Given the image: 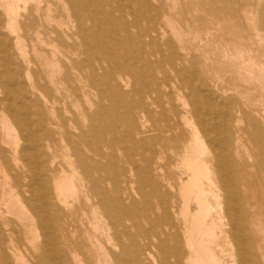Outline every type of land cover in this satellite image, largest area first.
<instances>
[{"label":"bare ground","instance_id":"6f19581e","mask_svg":"<svg viewBox=\"0 0 264 264\" xmlns=\"http://www.w3.org/2000/svg\"><path fill=\"white\" fill-rule=\"evenodd\" d=\"M58 1L62 3V10L66 13L64 16L58 15L60 12L54 14L52 0H0V69L5 74L3 81L8 87L5 88V96L1 98V102L9 112L8 115L2 113L0 118V264H85L84 260H89L88 264H118V255L113 251L117 245L113 242L111 228L93 209L103 203L109 190L107 167L109 158L113 156L111 145H114L112 139L101 138L97 133L99 130L112 131L116 126L96 124L94 119L98 113L90 115L91 125L86 132L80 130L78 135L86 149L82 151L76 143L71 145L70 133L63 120V128L59 127L58 131L61 133V140L70 145L71 152L66 153L59 163L48 140L52 133L46 129L43 105L58 103L56 95L60 91L59 85L67 90L69 97L80 89L85 96V90L88 87L94 88L95 82L103 79L109 81L113 73L110 75L104 69V76L99 74V70L106 64L109 69L118 73V82L115 91L109 95L99 93L101 100L116 97L124 112L127 111L129 106L121 89L129 87L128 77L133 76V66L128 65L124 59L121 61L122 57L116 58L109 49H104L99 44L102 40L114 38L120 30L127 32L126 36L118 38L115 43L118 45L126 42L132 45L138 41L139 45L135 50L144 54L143 64L150 69L145 90L137 95L134 106L138 108L142 104L151 105L159 111L158 115L165 117L164 121L169 128L161 130L162 133L166 132L164 138L161 136L162 141L183 140V132L174 133L168 125L175 115L170 114V119L165 115V99L170 111L176 108L174 99L170 97L173 90L178 92L177 99L182 101L185 109L179 120L190 131L188 140L183 144L181 157L187 179L180 180L178 191L182 202L179 214L186 226L184 237L185 248L189 252L188 263L225 264L224 260L227 259V264H263L258 261V252L252 250V231L246 225L244 204L247 198L249 202L255 203L256 190L264 188V107H259L258 104L247 105L242 100L236 109L250 123L252 133L260 131L256 137L260 149L258 153L253 152L248 161L253 174L250 185L255 192L243 194L241 198L237 188L240 186L243 189L246 182L242 174L244 162L239 156L232 155L227 135L233 121L231 106L227 117L221 121V110L217 109L219 100L214 97L213 92L210 93V85L201 82V78H197L198 74L192 78V82L186 80L181 69L174 64H180L185 59L194 63L195 57H182L169 39L164 40V50L161 53L159 50L158 56L153 51L145 52L148 46L153 45L154 37L163 40L164 34L161 36L155 29L157 23L154 22V17L156 22L169 20L163 1L132 0L138 8V15L135 13L133 17L143 18L148 23L144 32L133 34L135 38L129 36V29L131 25L135 28L138 23H135L136 19L130 20L133 9L128 3L122 4L121 1L106 9L104 4L114 2L113 0ZM67 2L71 7L67 6ZM172 4H175V0ZM81 7L90 10L91 15L83 16L79 12ZM172 8L174 9L173 6ZM141 10L143 12L139 14ZM113 11L119 12L117 17L113 16ZM144 12L147 15L143 16ZM103 25H110V28L115 29H104ZM172 34L178 41L183 40L182 31L173 28ZM28 46L32 59L28 57ZM184 48L187 49L186 46ZM134 51L130 57L136 59L138 57ZM97 53L107 55V61L97 60ZM13 55L19 59V66L23 68L26 77L30 78L32 68L38 72L25 86L12 66ZM164 62L171 66L169 77L159 65ZM205 91H209L208 94ZM33 93L40 99L39 102L32 100ZM32 106H35L34 111L30 109ZM104 108H107L106 105ZM33 113L39 118L36 130L33 126L28 127L33 123ZM257 114L261 116V123L254 118ZM140 116L144 123L151 120L147 115ZM238 128L241 133L248 131L239 126ZM151 131L159 130L154 126ZM89 135L92 139L84 141ZM153 139L158 141L156 136ZM156 143L161 148L160 143ZM136 146L141 151L136 153L140 156V161L146 162L141 155L142 151L149 150L146 142L140 140V145ZM160 159L161 155L157 157L158 163ZM172 187L170 184L169 188ZM151 188L158 193L156 207L162 213L158 217L159 221L163 222L167 207L160 185L153 182ZM143 195L146 197L145 193ZM210 198L214 204L210 203ZM82 202L91 207L92 217L88 219L84 233L75 235L67 228L71 213L65 210H69L74 203L81 208ZM258 211L259 208L251 211L252 218ZM106 212L104 211L105 218L108 216ZM213 212L216 213L217 220L209 224L207 220ZM88 227L92 233L87 230ZM216 228L226 236L227 243L230 244L231 252L227 258L216 252L219 246L215 242L218 238ZM163 244L164 241V248ZM177 260V253H167L164 264H175Z\"/></svg>","mask_w":264,"mask_h":264},{"label":"rangeland","instance_id":"374dc122","mask_svg":"<svg viewBox=\"0 0 264 264\" xmlns=\"http://www.w3.org/2000/svg\"><path fill=\"white\" fill-rule=\"evenodd\" d=\"M113 1L104 4V7L106 9L108 6L113 7L121 1L122 4L128 3L133 9L130 20L132 18L136 19L133 16L137 13L138 8L136 5L134 6L132 0ZM161 1H163L167 19L170 21L163 19L156 22V17H154V22L157 23L155 29L160 32L161 36L164 34L163 40L154 37L153 45L148 46L145 52L153 51L158 56L157 52L160 50L161 53L164 50V40L169 39L174 44L177 53L182 57L184 55L187 58L190 56L195 57L194 63L187 62L185 59L180 64H174L178 69H181V74L186 80L192 82V78L199 75L197 78H201V82L210 85V93L213 92L214 97L219 100L217 109L221 110V121L227 117V111L231 106L230 112L233 115V121L227 134L228 143L230 144L229 149L234 157L239 156L243 160L242 174L246 181L244 188L241 189L239 186L237 190L241 198L243 194L249 195L251 192L253 193L254 189L250 185L252 183L251 175L253 176V174H251L252 168H249L248 161L250 155L253 152L258 153L260 149V146L258 147L260 143L258 144V139H256L260 131L258 133L253 131L252 133L250 123H247L242 113L236 109L242 100L247 105L256 106L258 104L259 107H264V0H175L174 5L172 4L173 0ZM67 4L71 7L69 2ZM51 8L54 10L55 15L59 12L58 15L62 14L64 16L66 14L62 10V3L58 0H52ZM79 10L83 16L91 15L90 10L84 7ZM142 12L143 10L139 11V14ZM112 14L117 17L119 12L113 11ZM143 14V16L147 15L146 12ZM144 18L146 19V17ZM135 23H138V25L135 28H132L131 25L129 29V36L132 35V38H135L133 34L136 32L138 34L144 32L148 24L140 17H137ZM149 23L153 24L152 21ZM103 28L115 29V27H111V29L110 25H103ZM173 28L184 33L182 41H178V38L173 36ZM126 33L122 30L117 31L114 38L102 40L99 44L104 49H109L116 58L122 57L120 58L121 61L124 59L128 65L133 66V76L128 77L129 87H122L121 89L125 94V101L129 109L124 112L120 105L121 102L116 97L114 99L110 98L111 100H101L99 93L109 95L115 91V85L118 82V73L109 69L105 64L99 70V74L103 75L104 69L110 75L113 73L109 81L103 79V81L95 82L94 88L88 87L85 90V96L80 89L74 92L72 97H69L67 96V90H63L59 85L60 91L56 95L58 103L43 105L45 111L43 118L46 121V129L52 133L48 140L60 163L63 161L65 154L71 152L70 145L68 142L61 140V133L58 131L59 127L63 128L61 126L63 120L66 121L65 127L70 133L71 145L76 143L82 151L86 149L83 148L78 135L80 130L86 132L89 125H91L90 115L98 113L94 119L96 124L101 123L104 125V123H107L116 126L112 131L106 132L105 130L102 132L103 130H99L97 133V136L101 138L112 139L114 145H111L113 156L109 158L107 167L109 190H107V194L102 200L103 203L93 209L96 210L98 216L105 219V222L111 228L113 242L117 245L113 251L118 255V264H164L165 255L171 252L178 255L175 264H189L187 259L189 252L185 248L184 237L186 226L179 214L182 202L178 191L180 180L187 179L181 157L183 144L188 140L190 131L179 120L185 109L182 101L177 99L178 92L173 90L170 97L174 99L176 108L174 111H170L168 101L165 99V115H168L169 119L171 118L170 114L175 115L174 119L168 122V125L174 133L183 132V140L181 142H177L175 139L162 141L161 136L164 138L166 132L162 133L161 130L169 128L164 121L165 117L158 115L159 111L151 105L142 104L138 108L134 106L137 95L145 90L150 69L143 64L144 54L139 50H135L139 45L138 41L132 45L126 42H121L118 45L115 43L118 38H124ZM181 46H183V49ZM29 48L28 46V51ZM133 51L138 58L130 57ZM95 56L97 60L103 62L104 59L106 60L107 55L97 53ZM28 57L29 59L33 58L30 51ZM12 58V66L17 70L19 80L23 82L24 86L27 85L37 76L38 72L35 68H32L30 78L26 77L23 68L19 66V59L14 55ZM159 65L169 77L171 75L170 64L164 62ZM5 78V74L0 69V118L2 113L6 115L9 113L5 104L1 102V98L5 96V88H8L4 83ZM198 87L201 88V86ZM207 88L209 90V87ZM201 90L204 91V89ZM208 92L206 93L208 94ZM32 100L39 102L40 99L33 93ZM104 105L107 108L103 109ZM30 109L34 111L35 106ZM142 114L149 116L151 120L144 123V119L140 116ZM260 117L258 114L254 116L256 122L261 123ZM33 118V123L28 127L33 126L36 130L39 118L35 117L34 113ZM237 120L240 122H237ZM21 122H24V120L21 119ZM237 125L248 131L241 133ZM154 126L159 131H151ZM28 127L25 126V128ZM155 136L158 141L153 139ZM90 138L92 139V136L89 135L85 137L84 141L90 140ZM139 139L146 142L149 149L142 151L141 154L146 162H141L140 156L136 154L141 153L136 146L137 144L140 145ZM250 140H252V143ZM204 141L206 142L205 138ZM156 142L160 143L161 148L157 146ZM159 155L163 159L159 160L160 163L157 161ZM153 182L160 185V191L167 207L166 218L163 222H160L158 218L162 213L156 207L158 193L151 188ZM170 184L173 186L172 189L169 188ZM144 193L146 197L143 195ZM255 194V203L253 201L249 202L248 198L246 199L244 215L247 218V228L252 231V238L250 237L251 244L254 243L252 250L258 252V261L264 264V188L260 187ZM209 201L214 204L211 198ZM255 208H259V211L252 218L251 211H254ZM65 211L71 213L68 216L67 228L75 235L78 233L83 234L84 229L88 226V219L92 217L91 207L82 202L81 208H79L78 204L74 203L69 210ZM104 211L108 215L106 218ZM249 213H251V216ZM216 220V213L213 212L207 221L210 224ZM87 230L92 233L90 227ZM225 230H228V228ZM216 235L218 238L215 242L219 243L216 252L227 258L228 253L231 252L230 244L227 243L228 239L222 233H219L218 228H216ZM162 241H164V248L162 247ZM84 263L88 264L89 260H84ZM224 263L227 264L228 260L225 259ZM71 264L73 263L71 262Z\"/></svg>","mask_w":264,"mask_h":264}]
</instances>
